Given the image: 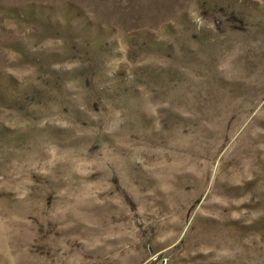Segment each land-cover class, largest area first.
Listing matches in <instances>:
<instances>
[{
  "label": "rangeland",
  "instance_id": "374dc122",
  "mask_svg": "<svg viewBox=\"0 0 264 264\" xmlns=\"http://www.w3.org/2000/svg\"><path fill=\"white\" fill-rule=\"evenodd\" d=\"M0 264H264V0H0Z\"/></svg>",
  "mask_w": 264,
  "mask_h": 264
}]
</instances>
